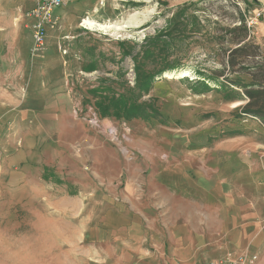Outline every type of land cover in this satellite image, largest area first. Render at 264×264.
Listing matches in <instances>:
<instances>
[{
  "label": "rangeland",
  "instance_id": "1",
  "mask_svg": "<svg viewBox=\"0 0 264 264\" xmlns=\"http://www.w3.org/2000/svg\"><path fill=\"white\" fill-rule=\"evenodd\" d=\"M64 1L62 13L75 18L54 36L68 50L51 60L64 62L65 112L51 106L50 117L60 121L49 125L31 116L49 132L19 196L12 180L0 179V264H116L108 241L125 223L185 219L186 205L200 200L195 189L232 191L237 203L250 201L262 225L264 116L242 112L248 100L241 86L252 82L249 72L264 78L255 66L264 64V0ZM239 12L254 54L244 70L225 65L224 28ZM172 16V38L149 63L168 70L140 98L154 105V118H100L90 90L133 88L132 57ZM31 49L32 58L42 52ZM90 64L96 67L86 72ZM252 248L257 259L264 254V242Z\"/></svg>",
  "mask_w": 264,
  "mask_h": 264
},
{
  "label": "crops",
  "instance_id": "2",
  "mask_svg": "<svg viewBox=\"0 0 264 264\" xmlns=\"http://www.w3.org/2000/svg\"><path fill=\"white\" fill-rule=\"evenodd\" d=\"M35 5L36 0H0V179L8 178L16 184V196L18 183H27L32 157L42 150L44 134L49 132L31 116L37 112L49 125L50 119L60 121L59 114L50 117L51 106L57 113L60 109L65 112L64 62L51 60V54L68 50L54 35L59 25L63 28L75 18L72 13L63 14L61 7L55 9L57 22L48 30L45 48L32 58L29 50L35 20L27 14ZM60 129H64L63 124L55 132ZM191 193L200 197L196 201L201 205L187 204L185 219L180 215L165 223H125L118 231L121 236L114 237L111 244L108 241L115 246V263L212 264L238 253L253 254L249 251L252 246L264 242V223L260 225L250 201L237 203L232 191L219 188L195 189ZM255 264H264V254Z\"/></svg>",
  "mask_w": 264,
  "mask_h": 264
},
{
  "label": "trees",
  "instance_id": "3",
  "mask_svg": "<svg viewBox=\"0 0 264 264\" xmlns=\"http://www.w3.org/2000/svg\"><path fill=\"white\" fill-rule=\"evenodd\" d=\"M238 22L227 26L224 31L229 34L228 49L225 65L233 68L239 65V69H248L253 46L250 42V35L245 20L239 12ZM177 17L172 16L168 21V29L159 31L154 36L147 39V46L140 53L134 55V86L128 88L127 92L116 94L109 87H96L90 90V93L95 97V110L100 118H115L117 120L132 121L137 118H154L151 116L157 113L154 105L149 106L145 101H140L141 96L146 95L151 90L153 81L162 76L168 69L150 66V61L160 48L167 47L172 38L170 31L176 22ZM130 55V54H129ZM240 58L237 62L236 59ZM257 70L261 69L264 72V64L262 62L255 63ZM96 66L90 64L84 69L86 72H91ZM248 71V70H247ZM251 75V83L249 85H242L244 88L247 103L242 107V112L246 115H252L258 118L264 116V78H256ZM264 75V74H263ZM258 81V82H257Z\"/></svg>",
  "mask_w": 264,
  "mask_h": 264
},
{
  "label": "built area",
  "instance_id": "4",
  "mask_svg": "<svg viewBox=\"0 0 264 264\" xmlns=\"http://www.w3.org/2000/svg\"><path fill=\"white\" fill-rule=\"evenodd\" d=\"M64 0H36V5L28 12V16L34 18L33 44L31 52L36 54L44 49L47 32L57 22L53 12L64 5ZM257 256L246 252L236 257L227 256L212 264H255Z\"/></svg>",
  "mask_w": 264,
  "mask_h": 264
},
{
  "label": "bare ground",
  "instance_id": "5",
  "mask_svg": "<svg viewBox=\"0 0 264 264\" xmlns=\"http://www.w3.org/2000/svg\"><path fill=\"white\" fill-rule=\"evenodd\" d=\"M83 23L86 24V25H88L89 27H93V26L96 25L95 23L90 22V21H84ZM97 26H99L100 28H104L105 27V26H102V25H97Z\"/></svg>",
  "mask_w": 264,
  "mask_h": 264
}]
</instances>
